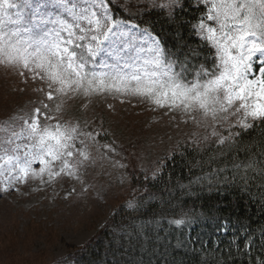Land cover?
<instances>
[{"label":"snow or ice","instance_id":"6c2138e0","mask_svg":"<svg viewBox=\"0 0 264 264\" xmlns=\"http://www.w3.org/2000/svg\"><path fill=\"white\" fill-rule=\"evenodd\" d=\"M188 2L203 8L197 22H189L191 35L202 42H182L178 56L149 28L127 27L129 21L115 19L111 0H0V64L17 68L21 77L27 72L33 81L44 82L50 89L45 93L49 101L54 94L131 95L183 112L198 126L208 127L210 120V136L233 153V181L239 179L244 186L254 181L264 187V130L258 150L235 139L264 129V0ZM183 3L167 0L150 7L166 12L171 21L177 10H184ZM207 44L215 49L211 69L200 62L206 58ZM233 117L235 123H229ZM52 120L56 122L49 123ZM217 124H227L229 135H220ZM236 127L240 131L232 132ZM97 135L82 131L79 124L61 123L40 108L30 116L0 123L3 190L27 182L29 176L43 180L45 173L50 180L61 175L79 180L75 172L91 158L86 140L95 142ZM104 147L115 152L110 145ZM240 152L245 154L243 160ZM36 164L41 166L38 172ZM201 179L212 183L209 177H198L197 182ZM245 246L251 247V240Z\"/></svg>","mask_w":264,"mask_h":264},{"label":"rangeland","instance_id":"374dc122","mask_svg":"<svg viewBox=\"0 0 264 264\" xmlns=\"http://www.w3.org/2000/svg\"><path fill=\"white\" fill-rule=\"evenodd\" d=\"M133 24L129 21L127 27ZM258 67L254 64V69ZM41 88L43 91H37ZM49 90L44 82L33 81L29 73L21 77L17 68L0 64V123L13 116H30L40 108L61 123L79 124L82 131L99 135L95 142L86 140L91 158L75 172L79 180L67 175L50 180L45 173L43 180L29 176L27 182H16L8 191L0 183V264H73L61 258L90 240L116 206L129 199L133 166L154 174L181 142L200 143L205 136L211 137L210 120L206 122L208 127L198 126L183 112L158 107L138 96L85 98L69 93L54 94L49 101L45 95ZM197 119L202 118L197 115ZM41 123L45 121L41 119ZM229 123H235V118ZM215 130L229 135L227 124H217ZM104 145L115 148V152ZM40 167L34 165L37 172ZM55 167H59L58 162Z\"/></svg>","mask_w":264,"mask_h":264},{"label":"trees","instance_id":"16d2710c","mask_svg":"<svg viewBox=\"0 0 264 264\" xmlns=\"http://www.w3.org/2000/svg\"><path fill=\"white\" fill-rule=\"evenodd\" d=\"M115 2L111 0V6L117 16L149 28L178 56L182 42H202L191 35V24L203 8L198 10L188 0L171 21L166 12L151 9L148 3ZM203 51L206 58L200 62L211 69L215 49L207 44ZM262 130L256 135L250 130L235 139L258 150ZM216 140L181 142L154 174L133 166L129 199L116 206L90 240L61 260L73 264H147L149 259L151 264H264V187L254 181L247 186L239 179L233 181V153ZM244 155L240 152L239 158L243 160ZM198 177H209L212 183L197 182ZM176 220L183 223L177 225ZM248 240L251 247L245 246Z\"/></svg>","mask_w":264,"mask_h":264}]
</instances>
